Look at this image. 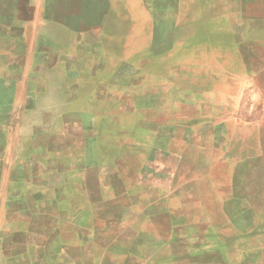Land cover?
<instances>
[{
  "label": "rangeland",
  "instance_id": "1",
  "mask_svg": "<svg viewBox=\"0 0 264 264\" xmlns=\"http://www.w3.org/2000/svg\"><path fill=\"white\" fill-rule=\"evenodd\" d=\"M98 3L0 0V184L58 167L72 183L103 150L151 179L119 210L148 200L155 238L138 234L142 209L116 249L151 250L149 264H264V0H107V47L99 33L75 42L102 54L93 80L73 52L51 55L72 32L42 31L39 16L84 25ZM11 17L28 23L24 45ZM73 143L84 160L53 159Z\"/></svg>",
  "mask_w": 264,
  "mask_h": 264
},
{
  "label": "crops",
  "instance_id": "2",
  "mask_svg": "<svg viewBox=\"0 0 264 264\" xmlns=\"http://www.w3.org/2000/svg\"><path fill=\"white\" fill-rule=\"evenodd\" d=\"M96 1H99V5L94 8L88 5L85 8L84 25L77 23L72 26L60 23L52 15L44 16L42 12L39 17L42 31L50 27L62 26L72 32L71 41L57 45L51 43L49 49L51 55L54 51V56L63 60L62 57L68 52H73L77 59L83 60L87 69L85 74L93 80H101L105 77L99 72V68L92 67L97 61L92 56L102 57V54L90 50L95 48V44L90 41L85 48L75 45V42L77 41L78 44V39L85 38L87 33H99V36L95 37L96 42L101 48L107 47L106 38L102 37V32H107L108 9L105 6L107 0ZM8 23L9 28L19 29L21 45H24L25 37L22 34L28 23L16 17L13 20L11 17ZM21 55L24 58L25 50ZM69 76L75 79L70 74L62 75L60 78L68 80ZM63 91H66V88L62 89L58 86L56 89L59 94ZM173 128L177 131L178 127ZM69 142L68 138L67 143ZM74 143L59 152H52L55 153L53 159L57 161L65 159L70 162L76 160L82 153L76 151ZM129 147L130 152H134V146ZM99 153L96 164L90 163L77 170V178L72 183L65 181L66 171L71 166L68 165L65 168H68L67 170L60 167L50 169L49 172L39 170L36 178L32 174H20L21 177L19 176L14 186L0 184V264H115L116 257H121L123 262V258L133 254L138 255L139 264H149L150 257H153L155 252L146 249L135 253L132 250L122 251L114 246L117 241L125 239L122 236L125 233L124 229H129L134 224V218L131 216L143 209L142 204L141 206L128 204L125 207L130 211L126 210L124 213L119 207L124 203L129 191L140 187V193H147L149 186L147 182L151 179L142 178L143 169L130 167L127 164L125 168H120L121 162L127 160L126 158L117 159L112 153H105L103 150ZM172 157L174 154L170 147V153L163 158ZM85 158L86 155H83L80 160ZM43 172L47 174L43 176ZM53 176H56V179L50 178ZM171 180L172 178L168 179L169 182ZM60 192L69 194L65 199L66 195H61ZM63 206L67 208L64 213L61 212ZM149 207L150 203L147 200L145 209L136 219L139 221L138 234L143 238V234H149L148 237L151 234L152 238H155L156 234L154 217L150 216Z\"/></svg>",
  "mask_w": 264,
  "mask_h": 264
}]
</instances>
